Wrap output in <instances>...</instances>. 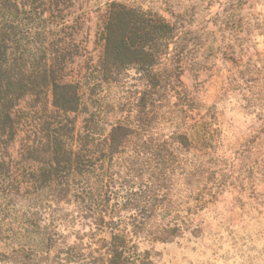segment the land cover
<instances>
[{
	"label": "rangeland",
	"instance_id": "rangeland-1",
	"mask_svg": "<svg viewBox=\"0 0 264 264\" xmlns=\"http://www.w3.org/2000/svg\"><path fill=\"white\" fill-rule=\"evenodd\" d=\"M113 3L179 46L103 73ZM0 264H264V0H0Z\"/></svg>",
	"mask_w": 264,
	"mask_h": 264
},
{
	"label": "trees",
	"instance_id": "trees-1",
	"mask_svg": "<svg viewBox=\"0 0 264 264\" xmlns=\"http://www.w3.org/2000/svg\"><path fill=\"white\" fill-rule=\"evenodd\" d=\"M179 40L178 25L150 11L113 3L104 24L99 67L103 73L110 74L120 68L151 72L168 59L172 50H176ZM170 64L180 81L179 61ZM52 97L55 106L72 111L75 109L72 102L79 100V92L73 85L54 82Z\"/></svg>",
	"mask_w": 264,
	"mask_h": 264
}]
</instances>
